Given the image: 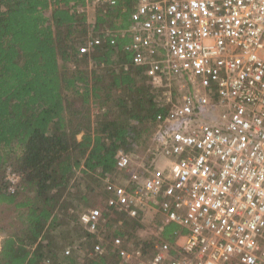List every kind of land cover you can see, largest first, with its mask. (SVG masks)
<instances>
[{"label":"trees","instance_id":"16d2710c","mask_svg":"<svg viewBox=\"0 0 264 264\" xmlns=\"http://www.w3.org/2000/svg\"><path fill=\"white\" fill-rule=\"evenodd\" d=\"M83 3L0 0V264H121L116 237L148 255L154 247L140 235L147 215L107 207L104 178L125 182L117 152L144 153L177 83L155 82L123 49L137 0L99 4L91 26L76 11ZM89 37L102 42L82 54ZM9 171L21 176L15 193ZM95 207L90 233L80 215ZM184 232L169 223L160 236Z\"/></svg>","mask_w":264,"mask_h":264},{"label":"built area","instance_id":"2783aa9c","mask_svg":"<svg viewBox=\"0 0 264 264\" xmlns=\"http://www.w3.org/2000/svg\"><path fill=\"white\" fill-rule=\"evenodd\" d=\"M117 2L84 0L76 11ZM122 37L134 65L176 82L178 98L157 114L144 153L117 152L128 176L104 178L107 207L150 209L187 232L152 257L116 237L121 264H264V0H137ZM101 42L89 37L80 53ZM6 181L10 193L21 186L16 171ZM101 217L95 207L80 220L95 233Z\"/></svg>","mask_w":264,"mask_h":264},{"label":"crops","instance_id":"0c3cea01","mask_svg":"<svg viewBox=\"0 0 264 264\" xmlns=\"http://www.w3.org/2000/svg\"><path fill=\"white\" fill-rule=\"evenodd\" d=\"M84 16L86 17V19H87V21H88V23H89L90 26L95 24V22H96V12L94 13L92 11L91 13L88 14V16H86V15H84ZM142 212L145 214V216L146 215L147 216H152V217H155V219L158 218L157 219V222H156V232L153 235L154 237H146V238L152 239V241L154 242V247L152 249V252H151L150 255H148V257H152L154 255L155 246L157 244H160V243H163V242L167 241L163 237L160 236V231H162L163 230V227H164V226L162 227L161 221H160V220H162V215H161V213L156 212V211H155L156 212L155 213V212L151 211L150 209H146L145 211H142ZM161 227H162V229H161ZM181 228L185 231L183 233V234H185L187 232L186 229H184L183 227H181ZM167 242H169V241H167ZM125 248H128V249H136V247H125Z\"/></svg>","mask_w":264,"mask_h":264},{"label":"rangeland","instance_id":"374dc122","mask_svg":"<svg viewBox=\"0 0 264 264\" xmlns=\"http://www.w3.org/2000/svg\"><path fill=\"white\" fill-rule=\"evenodd\" d=\"M169 97V95H168ZM178 98V94H173L171 95V102L170 105L172 104V102H175L176 99ZM168 100V98H167ZM147 222H144V227L140 230V235L142 237H154V233L156 232V222H157V219H155V217H152V216H147ZM2 233L0 232V246H1V240H2Z\"/></svg>","mask_w":264,"mask_h":264}]
</instances>
